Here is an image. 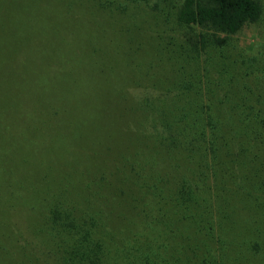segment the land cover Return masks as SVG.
Returning <instances> with one entry per match:
<instances>
[{
    "label": "trees",
    "instance_id": "trees-1",
    "mask_svg": "<svg viewBox=\"0 0 264 264\" xmlns=\"http://www.w3.org/2000/svg\"><path fill=\"white\" fill-rule=\"evenodd\" d=\"M124 6L125 0H51L56 26L43 29L51 42L42 43L49 58L32 65L48 75L0 80V189L7 182L16 189V159L31 157L32 135L52 139L44 150L51 157L61 152L70 164L58 179L43 166L41 182L30 176L9 203L17 218L12 233L30 242L32 264H220L239 250H257L264 228L252 239L238 236L256 216L264 218V59L240 62L229 44L262 19L260 0H181L174 12H150L157 29L139 37L146 42L155 34L154 50L130 40L129 24L140 12ZM90 15L102 23L99 31L86 32ZM162 73H173L182 90L174 113L143 98L154 84L147 76ZM59 85L62 94L51 91ZM71 88L96 107L90 114L69 106ZM60 109L71 130L47 125ZM151 111L160 115L150 118ZM163 114L170 119L159 124ZM130 132L144 136L131 143ZM6 212L0 208V229ZM105 219L121 226L106 229Z\"/></svg>",
    "mask_w": 264,
    "mask_h": 264
},
{
    "label": "rangeland",
    "instance_id": "rangeland-1",
    "mask_svg": "<svg viewBox=\"0 0 264 264\" xmlns=\"http://www.w3.org/2000/svg\"><path fill=\"white\" fill-rule=\"evenodd\" d=\"M50 1L51 0H0V80L9 81L11 79L33 78L35 75L38 77L48 75L47 68L43 65L39 66V69L42 70V72L34 71V69H32V65H34V62H38L40 60L45 61L49 58V56L44 52L45 46L42 43L48 44L51 42L50 39H47L49 36L48 34H45V31L48 30L49 27L53 28L56 26L55 17H52L50 15L51 12H49ZM125 2L128 4V6H124L123 10L128 12L133 10V7H136V12H140L137 17H142L143 20H145L143 21L144 29L140 27V19L137 17L133 19V23L131 25L129 24V29L133 34L132 39L130 40H133L136 44L142 43L144 48L146 47L150 50H154V48L158 47L159 45L155 34L154 36L148 37L146 42L145 34L144 40H141L139 37L142 31L149 32L150 29H157V20H155L154 17L150 18L149 13L151 12V14H155L157 12H164V9L166 12H174L175 7L173 6L179 4L181 0H149L148 2H145L144 0H125ZM260 3L263 7L262 19L257 23L245 25L239 32L232 35L229 47L232 48L233 45L237 46V49L242 52L243 55H241L238 51V60H240V62H242L244 56L245 59H250L249 57L253 56H258L261 59H264V0H260ZM157 4L158 6H156ZM89 17L91 20L87 26L89 29L86 30V32L89 33L92 31V28L96 26L98 27L99 31L102 28V23L100 20L96 19V17H93L92 15ZM124 26H126V24H124ZM164 28V22L161 18H159V33H161ZM43 29L45 31H43ZM163 34L164 31L162 32V36ZM125 40L127 41L128 45L131 44L129 39ZM33 43L37 44L33 46ZM135 47L137 48V46ZM135 65L139 68L144 66H140L139 63ZM162 66H164L163 68L166 67L167 71H170L171 65L170 63L167 65V61H165ZM162 74L163 75H158L156 77L147 76V78H153L152 80L154 81V84L153 86H149L151 88H148L147 91L140 90L142 91L143 95L146 93L143 97L144 101L151 99L150 103H153L157 100L156 103H158L162 109L166 107L168 112L174 113L177 106L181 103L178 100H180L182 97L180 95L182 90L180 89L179 84L174 79V77H172L173 73H165L167 74L166 76L164 73ZM133 84V82L129 81L128 84H126V87L129 89L134 86ZM66 86H68V88L74 87L72 82L70 83L69 81L68 83L66 82ZM110 87L113 89V84H110ZM50 89L52 92L56 91L62 94L63 90H65V87L63 85L51 86ZM134 89H137V87H134ZM76 90L77 92H75V88H71L68 100L69 106H71L74 111H77L78 115L80 111H84V108L87 112L89 110H93V108H96L95 106H86L88 104L81 102L76 96V94L79 95V89ZM88 90L90 91V89ZM114 90L117 92L119 88L116 87ZM46 93L47 92H44V94ZM50 96L52 97V95ZM115 96L116 95L114 94L113 97ZM98 101L99 100L97 99L96 102ZM63 112L64 111H61L58 114L53 113L55 120L48 122L47 125H56L62 129H64L66 126L67 130H71L72 128L69 127L73 124L63 123ZM88 114H90V112H88ZM159 115V113L152 112V116H150V118L155 119V116ZM169 119L170 118H166L163 114L160 119L155 121H160L159 124H163V122H168ZM128 124V121L123 123L124 129H127ZM131 127L133 126L131 125ZM79 133L80 131L73 129L72 134ZM130 134H132L129 135V137L131 136V143L136 141L135 137L144 136V134H138L137 132H130ZM52 141V139L49 141L47 138L42 139L32 135L31 157L26 159V156H19L16 159V162L18 163V171L16 172L15 176L17 179L21 178L20 181H13L16 183V189H11L10 183L8 182L3 184L5 189L2 187L0 189V208H2L4 212L8 210V213L6 212L7 215L5 216L7 221L6 226H4L3 229H0V264H32V246L26 245L30 242H23V240H19V237L14 236L12 233H17V218L14 216L15 211H13L11 206H9V203H13V201L17 199L19 196L18 193H20L19 190H21L23 186L27 185L26 181L29 180L31 175L36 173V180H38V182L42 181L43 176L41 175V166H43L45 169L54 170V174L57 179L60 175H67L66 173L69 172L67 169L70 168V164L66 162V159H64L66 156L63 155V157L60 152V155L58 154L51 157V155L46 152L47 150H44L46 146L49 145V142L51 143ZM67 141L65 142L68 143L69 141ZM71 141H79L78 136ZM78 143L81 145V147L87 146L86 141L82 140V142ZM77 155L79 156L80 154ZM152 161L158 163L157 158H154ZM76 162H78L77 158ZM1 169L6 170L3 167H1ZM21 172L28 174L26 175L27 177H23ZM124 172L126 174L122 172L120 173L123 177L127 176L128 170ZM5 173L6 171H0V175L2 176ZM15 176L13 173H11V180H14ZM143 180L146 181L145 179H142V181ZM164 187L168 188L166 190H171L170 185H165ZM105 220L109 221L107 228L105 227L106 229H110V225L111 229L121 226L115 219ZM23 221L30 223L29 219L24 218ZM259 228H264V218L261 216H256L254 218V227L251 229V227L248 226L246 229H241L240 235L238 237L241 240L243 237L252 239L258 234ZM241 252L242 250H239L236 254H232V256H230L227 261L220 264H264V244H262L257 250L247 251L245 255L241 254Z\"/></svg>",
    "mask_w": 264,
    "mask_h": 264
}]
</instances>
